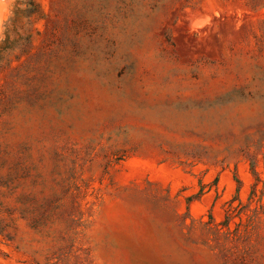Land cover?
<instances>
[{
	"label": "rangeland",
	"instance_id": "rangeland-1",
	"mask_svg": "<svg viewBox=\"0 0 264 264\" xmlns=\"http://www.w3.org/2000/svg\"><path fill=\"white\" fill-rule=\"evenodd\" d=\"M0 264H264V0H0Z\"/></svg>",
	"mask_w": 264,
	"mask_h": 264
}]
</instances>
